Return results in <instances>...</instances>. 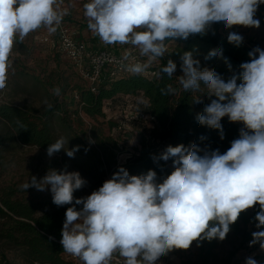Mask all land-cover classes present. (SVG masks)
<instances>
[{
    "label": "clouds",
    "instance_id": "1",
    "mask_svg": "<svg viewBox=\"0 0 264 264\" xmlns=\"http://www.w3.org/2000/svg\"><path fill=\"white\" fill-rule=\"evenodd\" d=\"M62 3L0 0V90L7 86L17 38L22 42L41 27L55 32L68 14L67 8L61 9ZM261 4L264 0H89L83 7L88 28L102 42L131 45L147 57V63L134 62L128 67L140 74L165 56L166 41L204 36L220 22L227 29L259 28L255 14ZM227 40L239 47L243 37L232 31ZM217 55H222V48L211 50L205 59ZM248 55L250 61L240 65L239 84L236 75L225 80L214 69L201 70L190 51L180 58L182 88L199 92L203 83L207 95L216 97L197 114L198 123L219 129L221 139L225 116L244 125L225 153L201 149L196 142L169 145L158 158L153 157L154 161H173L174 170L162 183H157L153 170L130 175L120 167L98 190L82 198H75L74 192L86 181L75 171L50 170L41 180L31 176L21 186L25 191L50 188L57 206L73 201L83 205L80 210L75 206L66 210L61 239L66 253L83 264H111L114 254L125 258V264H156L170 251L188 249L193 241L224 240L240 214L256 205L255 226L264 228V49L257 46ZM124 59L129 60L130 53ZM176 69L177 64L169 59L161 72L171 78ZM161 91L167 95L176 90L168 85ZM60 93L59 87L53 89L54 95ZM194 102L202 103L201 95ZM64 145L63 138L51 143L47 155L65 150ZM79 147L67 148V156L74 158ZM257 243L264 250V230L252 233L249 246ZM245 264L258 262L248 257Z\"/></svg>",
    "mask_w": 264,
    "mask_h": 264
},
{
    "label": "trees",
    "instance_id": "2",
    "mask_svg": "<svg viewBox=\"0 0 264 264\" xmlns=\"http://www.w3.org/2000/svg\"><path fill=\"white\" fill-rule=\"evenodd\" d=\"M259 6L264 11V4ZM228 34L227 28L220 22L213 24L204 36L197 34L190 36L187 40L177 38L175 41H166L165 56L153 61L140 74L128 71V67L134 62L147 63V58H143L137 51H132L124 68L116 69L109 66L105 69L96 91L91 89L89 82L80 76L73 65L70 75L65 77V83L55 86V88H60L63 99L61 101L58 98L55 99L56 105L42 111L34 107L0 103V164H3L5 160L3 153L6 148L17 142L36 145L47 151L51 143L60 139L55 121H58L60 126L67 130H72L70 121L73 117L83 124L84 120L80 117L79 110L71 111L72 105L81 104L80 107L86 115L96 118L97 116H107V108L125 107L123 104L129 102L130 98L135 100V96H141L143 101L142 103L135 101L134 105L138 106L136 109L151 113L156 118L155 126L149 130L145 122H136L141 126L142 141L135 156L129 157L120 164L118 142L112 136L104 137L103 134L97 132L94 135L96 141L92 140L94 146L91 147L86 146L87 143L84 139L78 138L82 147L89 150L88 153L93 162L91 165L97 173L96 177L101 186L120 167L127 169L130 175H146L149 170H153L157 174V183H162L163 179L174 170L173 161L172 159L154 161L153 157L158 158L169 145L188 146L192 142H196L201 149L219 150L220 154L225 153L231 147V142L239 138L240 125L237 122H230L225 116L221 121L224 136L221 139L219 129L209 128L198 123L196 116L203 111L206 104H209L207 98H203L200 91H185L179 83V70L176 69L174 75L169 78L166 73L161 72V69L166 66L169 59L175 62L177 67H180L181 56L184 52L190 51L195 59L202 58V64L204 62L210 64L225 80L236 75L237 84L241 83L242 69L240 65L250 61L248 53L254 47L246 44L244 40L237 47L228 42ZM79 35L77 37L80 39ZM81 40L85 41L90 49H101L99 36L92 37V39L81 38ZM17 44H22L19 38L14 43L13 49ZM217 48H222V55L205 59L211 50ZM110 50L125 56L115 49ZM50 82L53 86V81ZM168 85L176 90L175 93L162 94L161 90L166 89ZM75 93L79 95V98L75 97ZM200 95L202 103H195V98ZM111 124L119 126V123ZM95 129L96 126H93V130ZM143 129L147 131V134ZM66 139L68 142H72L71 137ZM64 152L62 149L58 153ZM22 192H25L22 187L13 184L0 187V220L2 221L0 242L5 241L6 244L21 248L23 258L31 264H75L74 261L66 258V252L61 244L62 228L67 208L75 206L77 210H80L83 205H76L73 201V204L57 206L52 202V208L40 212L37 201L18 197V194ZM74 197L82 198L75 193ZM258 211L259 205H256L242 212L238 220L231 225L230 232L236 236L242 235L245 240L252 239L253 232L248 231L246 227L256 225L257 222L254 218ZM219 242L218 239L203 240L199 244L197 242L199 257H201L200 264L210 263L211 258L216 256L214 250ZM2 249V245H0V264H9ZM171 253L172 251L162 257L167 259ZM114 255L120 257L118 254ZM260 258L263 260L262 264L264 254ZM111 264L119 263L112 259ZM225 264H230V257L225 261Z\"/></svg>",
    "mask_w": 264,
    "mask_h": 264
},
{
    "label": "rangeland",
    "instance_id": "3",
    "mask_svg": "<svg viewBox=\"0 0 264 264\" xmlns=\"http://www.w3.org/2000/svg\"><path fill=\"white\" fill-rule=\"evenodd\" d=\"M69 2L74 6L73 12L69 10L67 0H63V3L60 4L61 9H68V14L64 16V19L67 21L68 18L71 17L72 19L69 20H73V22L67 21L68 24L73 29L75 27H81L88 37L92 34V31L88 28V21L84 15L83 6L85 3H88L89 0H69ZM255 17L260 21L259 28L234 26L231 29H227V31L238 32L242 35L246 44L254 48L258 46L264 49V11L260 6ZM74 30L76 31V29ZM46 37L49 39L46 40ZM53 39L54 38L51 37V33L47 28L41 27L30 32L24 38L22 44H17L15 46L11 53L12 66L8 71L7 86L3 90H0V103H9L21 107H34L42 111L48 108V104L56 105L57 98L59 101L63 99V95L61 94L59 96L54 95L53 89L55 86L65 83V77L70 75V70L74 66L72 62L59 51ZM114 45L115 44L108 45L101 41L100 46L102 49L105 47L115 49L123 55L131 53L132 51L139 52V49L133 48L131 45ZM142 57L147 58L144 56ZM201 59L198 58L201 70L204 68L214 69L208 63L204 62V64H202ZM177 70H179V75L181 76L183 74L181 68L177 67ZM50 81H53V86ZM207 91L205 85L200 87V93L203 94V98H207L208 103H210L211 100L216 99V97L207 95ZM135 98V100L130 98L129 102L123 104L125 107L107 108V116H97L96 118H91L86 115L80 107L81 104L77 103L74 106L72 105V108H70L71 111L73 109H78L80 117L84 120L82 124L74 117L71 118L70 125L72 130H67L65 127L60 126L61 124H59L58 121H55L58 136L63 139L65 138V150H67V148L72 149L76 146H80L74 158L68 157L65 150L64 153L57 152L52 157H49L47 151L36 145H25L18 142L9 145L3 153L5 160L3 164H0V187L10 184L21 187L24 183L30 182L31 176H35L39 181L50 170H66L68 172H79L81 177L86 181V184L74 193L82 197L89 196L93 191L98 190L101 184L96 177V171H94L91 165L93 162L88 153L89 150L82 147L78 138L84 139L87 143L86 146L91 147L94 146L92 140L96 141L94 135L97 132L103 134L104 137L112 136L118 142V161L120 164L124 163L129 157L135 156L142 141L141 126L137 124L139 121L133 122L124 119V121H126L125 126L121 128L111 124L113 122L119 123L120 120L127 115V113H125L126 111L124 112L123 109L138 110L136 109L138 106L134 104L136 102L142 103L143 101L141 96H135ZM237 123L240 125L241 129L244 127L241 122ZM145 124L148 130L153 128L151 125L152 123H149V121ZM93 126H96L95 130H93ZM144 132L147 134L146 130H144ZM70 137L72 142H68V139H66ZM18 197L37 201L39 203L40 212L52 208L53 200L50 188L45 191L29 188L25 192L19 193ZM1 222L0 220V225ZM246 229L250 232L262 230V228L257 229L256 226L253 225H248ZM251 240L252 239L245 240L242 238V235L236 236L233 235L232 232H229L224 240H220L217 248L214 250L216 256L211 258L209 264H225L228 257H230V264H245L246 258L248 257L254 258L258 264H261L263 260L260 256L264 254V250H261L259 243L250 247L249 242ZM0 245H2V250L7 256L9 264H31L23 258L21 248L6 244L5 241H1ZM167 260L168 264H200L201 257H199L197 242L193 241L191 246L186 250H173ZM75 264L80 263L75 262Z\"/></svg>",
    "mask_w": 264,
    "mask_h": 264
},
{
    "label": "built area",
    "instance_id": "4",
    "mask_svg": "<svg viewBox=\"0 0 264 264\" xmlns=\"http://www.w3.org/2000/svg\"><path fill=\"white\" fill-rule=\"evenodd\" d=\"M51 37L54 38L53 42L58 46L60 52L65 55L75 66L80 76L89 82V85L93 91H96L98 84L103 78L105 69L109 66H113L116 69H122L126 65V60L123 56L118 55L116 52L110 49H90L89 45L77 37L76 31L68 24L63 18L60 25L56 26V31L51 33ZM49 38L46 37V40ZM115 70V69H114ZM75 97L79 98V95L75 93ZM127 115L120 120L118 128L125 126L126 121H139L152 123L154 127L156 118L151 113L145 111H133L132 109L125 110ZM124 119L126 121H124ZM66 258L76 263L81 262L77 257H74L66 253ZM113 260L119 264H125V258H120L117 255H113ZM156 264H168L166 258L160 257Z\"/></svg>",
    "mask_w": 264,
    "mask_h": 264
},
{
    "label": "crops",
    "instance_id": "5",
    "mask_svg": "<svg viewBox=\"0 0 264 264\" xmlns=\"http://www.w3.org/2000/svg\"><path fill=\"white\" fill-rule=\"evenodd\" d=\"M66 4V3H65ZM67 4H68V6H69V10L71 11V12H73V7L74 6H72L71 4H70V2H69V0H67ZM69 19H72L71 17L70 18H68V20L67 21H69V22H73V20L72 21H70ZM75 23V22H74ZM71 25H73V24H71ZM75 27V26H74ZM74 29H76V31H77V33L78 34H80L79 35V37H80V39L82 38H84V39H87V38H89V37H91V39H92V37H97L98 35H95L93 32H92V34L91 35H89L88 37H87V35H86V32H84L82 29H81V27L79 28V27H75ZM80 264H83V262L81 261V262H79Z\"/></svg>",
    "mask_w": 264,
    "mask_h": 264
}]
</instances>
